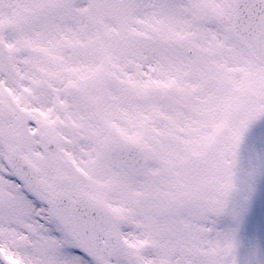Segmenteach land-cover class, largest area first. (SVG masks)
<instances>
[{
	"label": "snow or ice",
	"instance_id": "obj_1",
	"mask_svg": "<svg viewBox=\"0 0 264 264\" xmlns=\"http://www.w3.org/2000/svg\"><path fill=\"white\" fill-rule=\"evenodd\" d=\"M0 264H264V0H0Z\"/></svg>",
	"mask_w": 264,
	"mask_h": 264
}]
</instances>
